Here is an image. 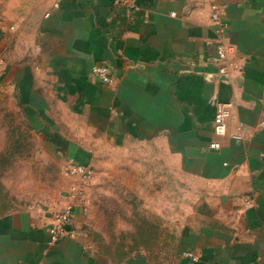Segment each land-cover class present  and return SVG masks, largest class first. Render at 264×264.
I'll list each match as a JSON object with an SVG mask.
<instances>
[{
	"label": "crops",
	"instance_id": "0c3cea01",
	"mask_svg": "<svg viewBox=\"0 0 264 264\" xmlns=\"http://www.w3.org/2000/svg\"><path fill=\"white\" fill-rule=\"evenodd\" d=\"M115 1L0 0V85L66 161L93 167L96 140L149 148L135 160L151 188H172L165 208L177 213L160 223L179 225L176 251L115 261L85 243L90 214L75 218V238L52 244L51 220L30 207L0 216V264H264V0H135L131 16ZM213 5L226 7L239 66L225 78ZM94 64L110 67V87L90 75ZM228 103L217 138L216 106Z\"/></svg>",
	"mask_w": 264,
	"mask_h": 264
},
{
	"label": "rangeland",
	"instance_id": "374dc122",
	"mask_svg": "<svg viewBox=\"0 0 264 264\" xmlns=\"http://www.w3.org/2000/svg\"><path fill=\"white\" fill-rule=\"evenodd\" d=\"M92 149L95 176L90 216L83 227L85 243L115 261L143 251L157 258L163 253L162 259L170 261L179 225L171 222L163 229L160 218L163 213H177L165 208L173 200L168 192L172 188H151L146 162L135 160L151 150L134 144L119 148L98 140ZM65 163L30 127L15 95L0 85V216L61 197L72 182L64 172Z\"/></svg>",
	"mask_w": 264,
	"mask_h": 264
},
{
	"label": "built area",
	"instance_id": "2783aa9c",
	"mask_svg": "<svg viewBox=\"0 0 264 264\" xmlns=\"http://www.w3.org/2000/svg\"><path fill=\"white\" fill-rule=\"evenodd\" d=\"M114 5L117 7L125 6L129 11V16L139 11L135 0H116ZM225 13V6L213 5L211 8V22L217 26V33L221 39L216 46L218 75L221 77H228L239 71V66L232 62V56L235 55L236 51L232 45L226 43L225 39ZM171 15L173 17L176 16L175 13ZM1 39L2 37L0 36V41ZM90 75L107 87H110L114 82L112 71L106 64H94L91 67ZM216 107L213 123L214 135L217 138H224L227 135L228 122L232 118L233 105L231 103L218 104ZM232 139L240 141L241 136L236 135ZM211 148L219 149L220 144L214 143L211 145ZM64 172L72 179V182L63 192L60 200L57 202L50 201L43 204H36L32 207V209L42 212L51 220L49 235L52 244H58L63 240L75 238L76 232L71 229L75 218L78 214L87 216L90 213L91 203L89 190L95 176L92 167L74 161H66ZM243 201L246 206H252L254 204V200L249 197H245ZM183 257L193 262L200 260L192 252L184 253Z\"/></svg>",
	"mask_w": 264,
	"mask_h": 264
},
{
	"label": "water",
	"instance_id": "95a60500",
	"mask_svg": "<svg viewBox=\"0 0 264 264\" xmlns=\"http://www.w3.org/2000/svg\"><path fill=\"white\" fill-rule=\"evenodd\" d=\"M222 78H225V77H222Z\"/></svg>",
	"mask_w": 264,
	"mask_h": 264
}]
</instances>
